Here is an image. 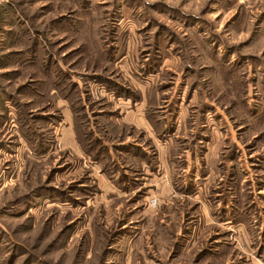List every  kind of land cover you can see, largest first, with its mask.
<instances>
[{"label":"rangeland","instance_id":"obj_1","mask_svg":"<svg viewBox=\"0 0 264 264\" xmlns=\"http://www.w3.org/2000/svg\"><path fill=\"white\" fill-rule=\"evenodd\" d=\"M0 264H264V0H0Z\"/></svg>","mask_w":264,"mask_h":264},{"label":"trees","instance_id":"obj_2","mask_svg":"<svg viewBox=\"0 0 264 264\" xmlns=\"http://www.w3.org/2000/svg\"><path fill=\"white\" fill-rule=\"evenodd\" d=\"M239 215H240V214H238L237 212H234V214H233V216H234L235 219L239 218V217H238Z\"/></svg>","mask_w":264,"mask_h":264}]
</instances>
